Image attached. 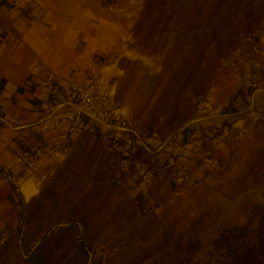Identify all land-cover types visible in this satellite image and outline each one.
Segmentation results:
<instances>
[{
  "label": "rangeland",
  "instance_id": "374dc122",
  "mask_svg": "<svg viewBox=\"0 0 264 264\" xmlns=\"http://www.w3.org/2000/svg\"><path fill=\"white\" fill-rule=\"evenodd\" d=\"M112 6L123 54L108 84L138 146L87 134L58 155L0 229V264H264V0ZM190 127L201 150L170 149Z\"/></svg>",
  "mask_w": 264,
  "mask_h": 264
},
{
  "label": "crops",
  "instance_id": "0c3cea01",
  "mask_svg": "<svg viewBox=\"0 0 264 264\" xmlns=\"http://www.w3.org/2000/svg\"><path fill=\"white\" fill-rule=\"evenodd\" d=\"M111 3L112 0H0L2 232L9 229L14 214L39 194L40 185L56 168L58 155L85 135H99L124 154L138 146L134 137L128 140L129 134L104 132L76 118L68 109L46 116L39 108L44 97L39 85L44 69L51 71L50 97L56 102L71 100L70 83H82L93 72L105 81L116 74L113 67L123 54L124 21L115 6L108 9ZM110 82L108 88L113 96L115 84ZM217 117L218 114L198 120L207 129L218 125ZM38 148L43 154L32 157Z\"/></svg>",
  "mask_w": 264,
  "mask_h": 264
},
{
  "label": "built area",
  "instance_id": "2783aa9c",
  "mask_svg": "<svg viewBox=\"0 0 264 264\" xmlns=\"http://www.w3.org/2000/svg\"><path fill=\"white\" fill-rule=\"evenodd\" d=\"M51 80V71L44 69L39 84L44 91V97L41 98L39 103V108L44 115L52 116L61 110L68 109L76 118L87 120L97 125L104 132L127 133L136 140L139 139L140 134L132 125V122L119 110L117 103L114 101L108 88V81H105L99 74L93 72L82 83H70L69 88L72 99L61 102H56L53 97H50V93L53 91ZM0 120H3L1 116ZM200 137L190 136V144L194 150H201L204 141L207 140V136ZM42 154L43 150L38 148L32 154V157H40ZM167 161L168 164L174 162L176 164V161L173 162L172 158ZM4 241L5 236L0 235V244Z\"/></svg>",
  "mask_w": 264,
  "mask_h": 264
},
{
  "label": "trees",
  "instance_id": "16d2710c",
  "mask_svg": "<svg viewBox=\"0 0 264 264\" xmlns=\"http://www.w3.org/2000/svg\"><path fill=\"white\" fill-rule=\"evenodd\" d=\"M196 130L197 129L190 127V128H186V129L182 130V132H180L177 135H173L171 137L170 141L168 142L170 145L169 146L170 149H175V145H178V144L182 145L183 143H186V141L188 140V138H190V136L192 134H197V136H200V134L198 132L196 133ZM169 151L171 152L172 150H169ZM157 158L159 159V156H157Z\"/></svg>",
  "mask_w": 264,
  "mask_h": 264
}]
</instances>
